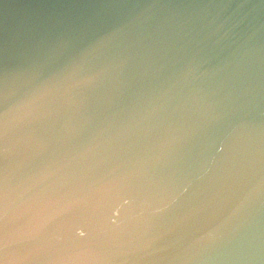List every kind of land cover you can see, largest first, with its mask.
Segmentation results:
<instances>
[{"label": "water", "instance_id": "1", "mask_svg": "<svg viewBox=\"0 0 264 264\" xmlns=\"http://www.w3.org/2000/svg\"><path fill=\"white\" fill-rule=\"evenodd\" d=\"M0 264H264V0H0Z\"/></svg>", "mask_w": 264, "mask_h": 264}]
</instances>
